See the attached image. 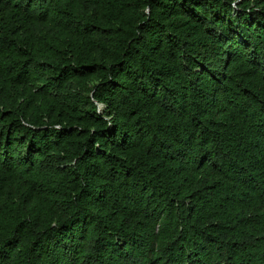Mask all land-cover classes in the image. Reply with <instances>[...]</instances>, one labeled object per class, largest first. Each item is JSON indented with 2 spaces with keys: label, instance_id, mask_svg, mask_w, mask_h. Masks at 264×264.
Segmentation results:
<instances>
[{
  "label": "trees",
  "instance_id": "obj_1",
  "mask_svg": "<svg viewBox=\"0 0 264 264\" xmlns=\"http://www.w3.org/2000/svg\"><path fill=\"white\" fill-rule=\"evenodd\" d=\"M0 264H264V0H0Z\"/></svg>",
  "mask_w": 264,
  "mask_h": 264
}]
</instances>
